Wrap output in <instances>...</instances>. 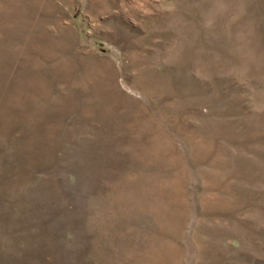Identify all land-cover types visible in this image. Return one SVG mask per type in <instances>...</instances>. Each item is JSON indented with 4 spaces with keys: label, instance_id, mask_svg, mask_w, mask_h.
Returning a JSON list of instances; mask_svg holds the SVG:
<instances>
[{
    "label": "rangeland",
    "instance_id": "1",
    "mask_svg": "<svg viewBox=\"0 0 264 264\" xmlns=\"http://www.w3.org/2000/svg\"><path fill=\"white\" fill-rule=\"evenodd\" d=\"M0 264H264V0H0Z\"/></svg>",
    "mask_w": 264,
    "mask_h": 264
}]
</instances>
